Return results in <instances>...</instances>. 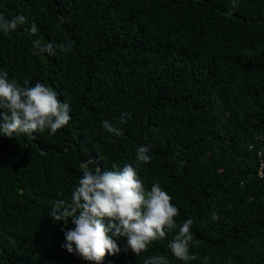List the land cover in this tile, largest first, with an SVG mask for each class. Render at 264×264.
I'll return each mask as SVG.
<instances>
[{
	"label": "trees",
	"instance_id": "1",
	"mask_svg": "<svg viewBox=\"0 0 264 264\" xmlns=\"http://www.w3.org/2000/svg\"><path fill=\"white\" fill-rule=\"evenodd\" d=\"M0 13L27 18L0 31V70L71 107L54 135H0V264H92L61 247L71 220L49 215L89 160L131 164L171 196L178 224L193 221L194 260L174 257L169 233L139 256L120 237L101 264H264V0H0ZM35 40L73 44L38 55Z\"/></svg>",
	"mask_w": 264,
	"mask_h": 264
},
{
	"label": "clouds",
	"instance_id": "2",
	"mask_svg": "<svg viewBox=\"0 0 264 264\" xmlns=\"http://www.w3.org/2000/svg\"><path fill=\"white\" fill-rule=\"evenodd\" d=\"M63 23V18H60ZM27 18L20 14L11 19L0 13V31L4 34L24 26ZM31 37L38 32L35 23L26 28ZM73 42L53 45L33 41L36 54H57L56 49L70 50ZM58 92L44 83L34 86L27 80L23 85L10 79L6 71L0 70V135L9 139L21 134H33L50 130L54 135L71 120L69 103L58 98ZM10 113V114H9ZM120 123L131 119V114L124 112L118 118ZM103 129L115 136L122 131L105 120ZM150 149L140 146L135 158L144 164L151 162ZM96 166L90 167L93 164ZM82 176L71 194L70 201L57 199L49 215L54 221H62L66 226L71 220L74 228L61 231L65 243L61 245L69 253L75 252L83 260L92 264H101L107 254L121 251L117 239L126 238L129 249L139 256L148 246L169 233H175L168 248L175 258L181 261L194 260L189 254V247L194 237L191 231L193 221L184 220L178 224L175 218L179 209L171 203V196L159 183H153L150 190L138 176L136 168L125 164L122 168L113 166L112 170L103 169L99 161H87L81 164ZM144 264H169L165 255H156L144 260Z\"/></svg>",
	"mask_w": 264,
	"mask_h": 264
},
{
	"label": "built area",
	"instance_id": "3",
	"mask_svg": "<svg viewBox=\"0 0 264 264\" xmlns=\"http://www.w3.org/2000/svg\"><path fill=\"white\" fill-rule=\"evenodd\" d=\"M262 164V163H261ZM262 166V165H261Z\"/></svg>",
	"mask_w": 264,
	"mask_h": 264
},
{
	"label": "bare ground",
	"instance_id": "4",
	"mask_svg": "<svg viewBox=\"0 0 264 264\" xmlns=\"http://www.w3.org/2000/svg\"><path fill=\"white\" fill-rule=\"evenodd\" d=\"M83 46V45H82Z\"/></svg>",
	"mask_w": 264,
	"mask_h": 264
}]
</instances>
